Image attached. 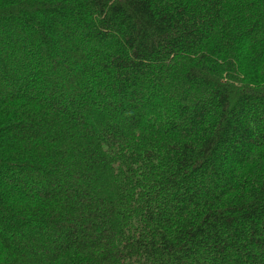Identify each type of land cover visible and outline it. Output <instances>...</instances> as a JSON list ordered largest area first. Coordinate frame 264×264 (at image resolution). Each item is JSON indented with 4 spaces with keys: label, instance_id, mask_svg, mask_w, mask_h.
I'll list each match as a JSON object with an SVG mask.
<instances>
[{
    "label": "trees",
    "instance_id": "16d2710c",
    "mask_svg": "<svg viewBox=\"0 0 264 264\" xmlns=\"http://www.w3.org/2000/svg\"><path fill=\"white\" fill-rule=\"evenodd\" d=\"M0 264H264V0H0Z\"/></svg>",
    "mask_w": 264,
    "mask_h": 264
}]
</instances>
